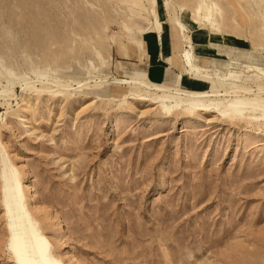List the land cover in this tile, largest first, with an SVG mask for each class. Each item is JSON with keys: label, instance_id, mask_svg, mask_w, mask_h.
Instances as JSON below:
<instances>
[{"label": "rangeland", "instance_id": "1", "mask_svg": "<svg viewBox=\"0 0 264 264\" xmlns=\"http://www.w3.org/2000/svg\"><path fill=\"white\" fill-rule=\"evenodd\" d=\"M159 4L175 62L205 73L199 109L115 82L183 87L122 59L146 55ZM178 9L193 29L247 40L237 81L187 67ZM263 71L264 0H0V264H21L24 230L54 264H264V91L212 95L264 89Z\"/></svg>", "mask_w": 264, "mask_h": 264}, {"label": "crops", "instance_id": "2", "mask_svg": "<svg viewBox=\"0 0 264 264\" xmlns=\"http://www.w3.org/2000/svg\"><path fill=\"white\" fill-rule=\"evenodd\" d=\"M158 15L162 21L161 30L149 31L143 35L146 45V55L142 58L137 54L135 57L122 56V59H134V62L132 63L136 64V67L133 69L143 70L146 76L153 81L163 82L167 80L172 82L175 81L178 73H181L182 76L180 75L178 82L181 81L183 87L197 89L206 88L208 83L204 82V79L201 78L203 81L194 79V73L191 71V75L182 72L180 66L181 62H175L176 53L179 51V49L176 48L174 31L171 24L167 21V13L163 4L158 5ZM190 33L192 51L194 53V61L192 65H195L196 67L201 69L216 70L218 73L224 74L231 73V71L235 69L233 60H241L244 56L245 58H248V60L252 61V51H247V49H244L247 40L233 35L212 34L210 31L199 27L193 29ZM184 52L185 50L181 52L182 60L188 67L187 62L184 60ZM132 54H135L134 51ZM226 59L231 60L232 63V65L227 69L210 68V61L220 64L221 61ZM120 61L122 63L124 62L122 60ZM199 72L201 73V71ZM202 74L205 73L202 72L200 76H202Z\"/></svg>", "mask_w": 264, "mask_h": 264}, {"label": "bare ground", "instance_id": "3", "mask_svg": "<svg viewBox=\"0 0 264 264\" xmlns=\"http://www.w3.org/2000/svg\"><path fill=\"white\" fill-rule=\"evenodd\" d=\"M181 10L182 9H180L179 11ZM200 10L201 9H199L198 14H201ZM180 14H181L180 18L178 19L175 25L179 28L180 34L183 36L185 42H189L190 40L189 34L193 30V27L187 24L186 20H187L188 15H186V13H183L182 11L180 12ZM203 19L205 20L209 19V16H206ZM193 54L194 53L190 47L186 48L183 54L184 60L187 62L188 67H191L193 64V61H194ZM193 73H194L193 76L198 77L200 76L202 72L200 73L199 71H195ZM236 73H237V70L234 69L233 71H231V73H227L224 77L223 76L222 77L220 76V77L222 78V80L237 81V79L234 76L236 75ZM263 74H264V71H263ZM202 75H205V74H202ZM115 82L120 83V84H125L129 86L130 88H132L133 90L141 89L143 91H147V90L161 91L163 93H166L164 94L166 96L171 95L172 96L171 98L173 97L179 98V96L180 97L185 96L192 100L193 109H199L200 106H205L204 104L205 103L207 104L208 102V100L205 101V98L210 96V93L207 92V90L193 89L191 87L183 88V87H180L179 85H173V84H168V85L165 84L164 86L163 85L160 86L155 83L153 84L144 78L131 77V78H124V79H116ZM263 91L264 89L256 90V89L242 86V87H235L229 90H225L224 92L214 91L212 95L218 96V97H231V96L240 97L242 95H254V94L258 95L262 93ZM243 106H248V103H244L242 100H239V99L238 101H235L229 104V107L235 108L237 113L238 112L240 113L242 111ZM11 246L15 248V254L19 258V261L21 262V264H54L51 262L49 258V255L47 252V246L43 245L35 236H32L31 239H28L27 236L25 235V230L21 232L20 234L14 236Z\"/></svg>", "mask_w": 264, "mask_h": 264}]
</instances>
